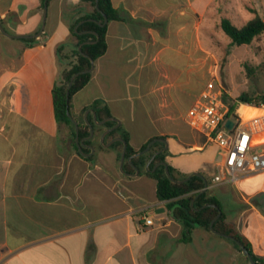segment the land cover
<instances>
[{
    "label": "crops",
    "instance_id": "obj_1",
    "mask_svg": "<svg viewBox=\"0 0 264 264\" xmlns=\"http://www.w3.org/2000/svg\"><path fill=\"white\" fill-rule=\"evenodd\" d=\"M1 1L5 4L0 5V17L11 35L39 32L41 0ZM111 1L122 21L108 24V50L95 62L90 83L73 100L80 121L87 106L103 100L138 150L159 134L134 143L136 106H130L135 121L125 122L109 100L112 65L164 63L170 49L189 47L192 15L205 11L207 4ZM92 10L86 0H50L44 32L32 47L0 32V264H246L230 241L199 227L191 242H182L184 226L159 201L156 181L122 172L117 149L95 148L93 161H88L62 138L52 90L74 54L76 40L69 26ZM62 43L69 57L63 61L57 53ZM167 142L168 161L178 171L204 169L192 167L191 153L180 139ZM216 149L218 164L221 153ZM161 209L164 212L158 213ZM145 218L153 223L146 224ZM253 220L235 226L253 252L263 255L264 219Z\"/></svg>",
    "mask_w": 264,
    "mask_h": 264
},
{
    "label": "rangeland",
    "instance_id": "obj_2",
    "mask_svg": "<svg viewBox=\"0 0 264 264\" xmlns=\"http://www.w3.org/2000/svg\"><path fill=\"white\" fill-rule=\"evenodd\" d=\"M3 4L5 1H1L0 5ZM206 4L205 11L201 8L197 16L192 15L189 47L180 52L176 47L170 49L168 55H164V63L112 65L109 100L125 122L135 121L130 106H136L135 144L140 145L154 134L176 136V140L184 142L191 153L192 167L203 165L200 172L207 175L210 195L220 200L229 222L242 227L244 220L264 219V170L239 175L228 183H214L218 150L188 125L186 116L199 95L210 86L227 95L230 102L244 94L255 100L264 96V33L250 45L231 46L230 38L220 29L224 17L238 27L255 15L264 19V0H206ZM26 6L19 5L20 8ZM187 37L185 33L183 38ZM177 40L173 41L175 46L179 43ZM148 66L151 69H147ZM132 67L143 70L133 72ZM95 91L97 93L98 89ZM71 110L72 117L79 120L73 99ZM255 112L251 111L246 117ZM61 130L62 138L74 150L71 129L62 126Z\"/></svg>",
    "mask_w": 264,
    "mask_h": 264
},
{
    "label": "trees",
    "instance_id": "obj_3",
    "mask_svg": "<svg viewBox=\"0 0 264 264\" xmlns=\"http://www.w3.org/2000/svg\"><path fill=\"white\" fill-rule=\"evenodd\" d=\"M86 1L91 3L93 10L92 12L85 13L72 24H70V36L76 40L74 54L71 57L72 61H70L62 70L61 78L55 83L54 88L52 90L56 121L59 126H67L71 129L73 139L72 146L74 148V151L79 156H82V154L79 152L77 144L75 142L76 129L67 115V109L69 108V111L72 114L71 109L73 97L78 92L82 91L90 83L93 73L82 74L74 80L70 88L69 101H67V89L72 76L77 72L88 70L91 67L90 60L81 55L78 50V47L80 44L96 41V43L83 44L82 46V52L92 58L94 62H96L98 59L104 56L108 50V24L113 21H122L120 10L113 6L111 0H98V8L100 11L96 9V0ZM43 2L44 0H41V10H43ZM104 17L108 19V23L104 26H100L97 22L103 23ZM88 19H92L94 21H88ZM83 20L87 21H85L77 28V30H75L76 26ZM0 22L6 29L4 25V20L1 17ZM220 29L224 32L227 37L230 38L231 46L250 45L258 36L264 33V19L261 18L259 15H255L244 26L238 27L232 22L230 18L224 17L221 19ZM91 31L95 32L96 35L92 34ZM22 41L26 42V45L28 47H32L38 42V39H22ZM64 45L65 43H62L57 48L58 56L62 61L65 59H69V57L63 53ZM224 97L226 100L228 99L227 95H225ZM263 102L264 96H262L259 100H255L246 94L241 95L238 99L230 102V111L227 117L229 118L230 116H232L235 109L241 103L259 104ZM88 109H91L95 112L97 121H103L104 119L113 117L109 106L101 99H96L92 104L87 106L84 109L82 115H84L85 111ZM77 121L79 123L80 140H83L89 137L90 135V127L86 122L88 121L93 125L95 135L91 140L86 141L85 144L92 145L100 150L104 149L99 139L100 136L105 131L113 128L116 125V122L113 121L106 122L105 124L100 126L96 125L93 115L91 114L87 116L86 120L83 116L81 121ZM116 137L122 138L127 144V150L125 154L126 160L123 165L124 173L133 175L136 172L135 168H138L139 175H145L156 181L157 196L159 201L165 202L166 208L171 214V216L184 226V233L181 238L182 242H191L192 234L196 227H199L204 231L213 234L211 232L210 225L211 222L218 215V210L213 207L204 206L208 204H215L222 211V215L214 223V229L219 233L236 238V240L241 242L248 249L256 264H264V254L257 255L253 252L249 240L236 228L233 223L229 222L228 216L224 212L220 200L217 197L210 195L209 188L204 191L205 182L202 178L194 176L185 183H174L167 177L165 173V167L163 165L158 166L154 171H152L158 163L165 162L168 164L169 172L174 179L183 180L190 175L189 173H181L168 161V156H170V152L168 149L166 151H163L165 147L164 143L155 142L147 153L138 157H134L131 160V163L128 162L129 157L136 154L137 152L145 150L152 140L162 138L168 141L169 139H177L176 136H154L148 142L143 144L140 149L137 150L130 143V133L121 125L117 129L111 131L106 135L104 143L106 144ZM210 141L213 143L212 140ZM111 148L117 149L118 161H120L123 150V143L115 142L111 145ZM82 151L83 153H89L90 149L83 148ZM157 152H159V154L150 164L149 170H147V162ZM85 159L88 161H93L94 155ZM202 174L207 179V175L205 173ZM227 240L230 241L241 254L240 247L237 245V243L230 239ZM241 257L243 258L246 264H251L247 257H244L242 254Z\"/></svg>",
    "mask_w": 264,
    "mask_h": 264
},
{
    "label": "built area",
    "instance_id": "obj_4",
    "mask_svg": "<svg viewBox=\"0 0 264 264\" xmlns=\"http://www.w3.org/2000/svg\"><path fill=\"white\" fill-rule=\"evenodd\" d=\"M224 96L211 86L206 88L186 116L188 125L220 150L221 160L212 177L216 184L264 170V103H241L228 118L230 102ZM242 107L257 112L244 117L240 113ZM228 122H232L231 128ZM144 221L148 225L153 223L147 218Z\"/></svg>",
    "mask_w": 264,
    "mask_h": 264
},
{
    "label": "water",
    "instance_id": "obj_5",
    "mask_svg": "<svg viewBox=\"0 0 264 264\" xmlns=\"http://www.w3.org/2000/svg\"><path fill=\"white\" fill-rule=\"evenodd\" d=\"M48 2H49V0H44V2H43V19H42V25H41V28H40L39 32L36 33L35 35H25V36H24V35H11V34H9V33L6 31V29L4 28V26L2 25L1 22H0V32H1L4 36H6V37H8V38H13V39H33V38H36V39H37V38H39V37L43 34L44 29H45V26H46V20H47V16H48ZM96 9L99 10V8H98V0H96ZM99 11H100V10H99ZM85 21H87V20H83V21H81V22L76 26L75 30H77V28H78L81 24H83ZM88 21H94V20H92V19H88ZM97 23H98L100 26H104V25H106V24L108 23V19H107L106 17H104V22H103V23H100V22H97ZM91 33L94 34V35H96L95 32H92V31H91ZM88 43L93 44V43H96V41L86 42V43H83V44H88ZM83 44H80V45H79L78 50H79V52L81 53V55H83L84 57H86V58H88V59L90 60V62H91V67H90V69H88V70H84V71L77 72L76 74H74V75L72 76V78H71V80H70V83H69V85H68V89H67V101H69L70 88H71V86H72L74 80H75L78 76H80V75H82V74L93 73V72H94V69H95V62H94V60H93L92 58H90L88 55H86L85 53L82 52V46H83ZM89 112H91V113L93 114V118H94V121H95V124H96V125H99V126H100V125H103V124H105L106 122H109V121L116 122V125H115L113 128H111V129L105 131V132L101 135V137H100V142H101V144H102V146H103L104 148H108V147H110V146H111L113 143H115V142H122V143H123V150H122V154H121V158H120V169H121L122 172H124V171H123V165H124L125 160H126V158H125V154H126V150H127V144H126V142H125L122 138H120V137H116V138L112 139L111 141H109L108 143H106V144L104 143L106 135H107L108 133H110L111 131H113V130L117 129L118 127H120V126H121V122H120L118 119H116L115 117H110V118L104 119L103 121H97L96 114H95V112H94L93 110H91V109H88V110L85 112V120L87 119V116H88ZM67 115H68V117L70 118V120L72 121V123L74 124L75 129H76V133H75V134H76V135H75V142H76V144H77V147H78L79 152H80V153L82 154V156H84V157H91V156L94 154V152H95V147L92 146V145H87V144H85V142L91 140V139L94 137V135H95L93 125H92L90 122H88V121L86 122V123L89 125V127H90V135H89V137H87V138H85V139H83V140H80V139H79V123H78V121H77L76 119H74V118L72 117V115H71V113H70V111H69V108L67 109ZM227 126H228L229 128H231V127H232V122H228V123H227ZM155 142H161V143H164V144H165V147H164L163 151H166V150L168 149V142H167V140L162 139V138H158V139L152 140V141L148 144V146H147V148H146L145 150L140 151V152H137L136 154H134V155H132L131 157H129L128 162L131 163V160H132L134 157H138V156H140V155H143V154L147 153V152L150 150V148L152 147V145H153ZM83 148H89V149H90V152H89V153H83V151H82ZM158 154H159V152L155 153V154L149 159V161L147 162V165H146V169H147V170H149V166H150V164L152 163V161L155 159V157H156ZM160 165H163V166L165 167V173H166L167 177H168L172 182H174V183H185V182H187L188 180H190L192 177L197 176V177L202 178V179L204 180V182H205V189H204V191H205L206 189H208V182H207V179L204 177V175H203L202 173H200V172H194V173H191L187 178H185V179H183V180H176V179H174V178L171 176V174H170V172H169L168 164L165 163V162L158 163V164L154 167V169H153L152 171H154V170H155L158 166H160ZM135 170H136L135 175H136V174H139V169H138V168H135ZM133 175H134V174H133ZM204 207H213V208H215V209L218 210V215L215 217V219L211 222V225H210L211 232H212L213 234H215V235H218V236L224 237V238H226V239H230V240L234 241L235 243H237V245L240 247L241 254H242L244 257H247V258L249 259V262H250L251 264H256V263L254 262L252 256H251V254L249 253L248 249H247V248H246L241 242H239L238 240H236V238H234V237H232V236H229V235H226V234L219 233V232H217V231L214 229V223H215V222L220 218V216L222 215V211L220 210V208H219L217 205H215V204H208V205H205ZM157 212H158V213L164 212V209H161V211H157Z\"/></svg>",
    "mask_w": 264,
    "mask_h": 264
},
{
    "label": "bare ground",
    "instance_id": "obj_6",
    "mask_svg": "<svg viewBox=\"0 0 264 264\" xmlns=\"http://www.w3.org/2000/svg\"><path fill=\"white\" fill-rule=\"evenodd\" d=\"M251 111H253V110H251V109H247V108H244V107H242V108L240 109V112H241V114H242L244 117H246V115H248Z\"/></svg>",
    "mask_w": 264,
    "mask_h": 264
}]
</instances>
